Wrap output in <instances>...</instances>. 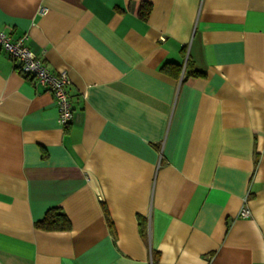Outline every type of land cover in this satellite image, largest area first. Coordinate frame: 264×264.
Segmentation results:
<instances>
[{
  "label": "crops",
  "instance_id": "crops-1",
  "mask_svg": "<svg viewBox=\"0 0 264 264\" xmlns=\"http://www.w3.org/2000/svg\"><path fill=\"white\" fill-rule=\"evenodd\" d=\"M0 30L73 109L0 49V264H264V0H0Z\"/></svg>",
  "mask_w": 264,
  "mask_h": 264
},
{
  "label": "built area",
  "instance_id": "built-area-1",
  "mask_svg": "<svg viewBox=\"0 0 264 264\" xmlns=\"http://www.w3.org/2000/svg\"><path fill=\"white\" fill-rule=\"evenodd\" d=\"M27 40V33L13 38L11 30H0V49L7 53L15 63L16 69L24 77L31 79L36 87H42L52 94L58 107L57 122L60 126L66 127L71 123L73 110L67 90L70 79L65 71L50 70L42 58L28 47ZM238 215L240 217L250 216L246 199Z\"/></svg>",
  "mask_w": 264,
  "mask_h": 264
},
{
  "label": "trees",
  "instance_id": "trees-1",
  "mask_svg": "<svg viewBox=\"0 0 264 264\" xmlns=\"http://www.w3.org/2000/svg\"><path fill=\"white\" fill-rule=\"evenodd\" d=\"M151 10V4L149 2H141L140 7L137 9V14L143 18H147ZM189 61L186 60V67ZM162 69L167 73L178 75L181 70V65L177 63H165ZM194 76H199L201 73L188 70ZM35 227L44 230H69L71 228V222L66 214L59 207H51L46 210L44 216L39 221L35 222Z\"/></svg>",
  "mask_w": 264,
  "mask_h": 264
},
{
  "label": "clouds",
  "instance_id": "clouds-1",
  "mask_svg": "<svg viewBox=\"0 0 264 264\" xmlns=\"http://www.w3.org/2000/svg\"><path fill=\"white\" fill-rule=\"evenodd\" d=\"M246 90H250V85L247 86V87H246L245 85H242V86H241V88H240V91H241V92H244V91H246Z\"/></svg>",
  "mask_w": 264,
  "mask_h": 264
}]
</instances>
